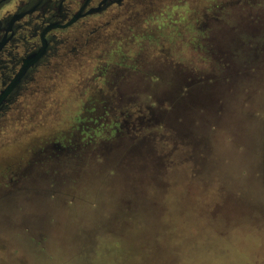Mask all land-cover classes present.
Returning <instances> with one entry per match:
<instances>
[{
  "label": "rangeland",
  "instance_id": "1",
  "mask_svg": "<svg viewBox=\"0 0 264 264\" xmlns=\"http://www.w3.org/2000/svg\"><path fill=\"white\" fill-rule=\"evenodd\" d=\"M125 7L1 117L0 264H264V0ZM227 57L240 76L226 78L218 116L190 110L211 142L193 152L157 116L194 89H148L149 72L186 62L212 81ZM143 141L162 158L155 169L133 149Z\"/></svg>",
  "mask_w": 264,
  "mask_h": 264
},
{
  "label": "flooded vegetation",
  "instance_id": "2",
  "mask_svg": "<svg viewBox=\"0 0 264 264\" xmlns=\"http://www.w3.org/2000/svg\"><path fill=\"white\" fill-rule=\"evenodd\" d=\"M128 1L0 0V122L1 117L14 108L13 104H16L25 90L47 88V85L40 88L41 86H32V84L36 83V78L48 76L50 68L54 67L53 62L60 60L62 64L57 63L61 67H66L69 62L74 65V61L85 52L89 43L96 40L94 37H98L97 34L103 28L102 25L106 24L101 22V25H98L95 22L106 18L108 12L112 13L108 15V17L112 16L108 18L109 20L116 17L118 14L114 12L125 7ZM251 22V20L242 19L237 25L240 28L241 25L251 24ZM157 28L163 30L164 27ZM202 35L203 32L199 39H205ZM209 40L214 44L213 48L220 51L222 39L210 37ZM259 40L264 42V38ZM219 54L216 60L225 62L223 52ZM226 60L231 61L227 58ZM175 65L176 68L173 70L158 68L150 71L152 83L148 89H180L185 92L193 88L194 75L208 74L203 71H194L186 62L182 64L177 61ZM230 65L227 66L226 72H229ZM235 65L238 64L235 63ZM63 72L64 69H58L47 78L55 77L57 73ZM166 73H170L175 81L173 83L178 85L160 87L159 84ZM214 76L216 75L213 74L212 77ZM226 78H230L229 73L220 75L219 78L216 76L212 81L197 79V83L225 82ZM198 109L202 111L203 120L209 117L214 118L220 112L217 110V114H211L203 108Z\"/></svg>",
  "mask_w": 264,
  "mask_h": 264
},
{
  "label": "water",
  "instance_id": "3",
  "mask_svg": "<svg viewBox=\"0 0 264 264\" xmlns=\"http://www.w3.org/2000/svg\"><path fill=\"white\" fill-rule=\"evenodd\" d=\"M37 56L38 55H36V57ZM225 90L226 89H194L187 99L180 98L178 101H176V103L173 105L172 111L168 113L160 112L157 117H166L167 119L169 118V124L174 131L173 138L179 140L184 145L187 144L191 146L193 152L197 151L195 149H198L201 146L205 150L210 151L209 145L211 144V142L209 140L210 135L208 133V130L207 132L199 131L194 126V122H192V120H194V114H191L190 110L196 107L203 108L207 113H216L217 110H223V105L219 102V100L222 99ZM184 114L187 115L184 116ZM175 139L174 141H176ZM133 149H146L147 151L143 153V156H146L149 160L153 161V167L151 168L155 169L159 166L157 164V159L162 158L161 156H156L155 146L150 148L148 147V143L146 141H143V143L141 142L139 146L134 147ZM129 154L131 153L129 152Z\"/></svg>",
  "mask_w": 264,
  "mask_h": 264
},
{
  "label": "crops",
  "instance_id": "4",
  "mask_svg": "<svg viewBox=\"0 0 264 264\" xmlns=\"http://www.w3.org/2000/svg\"><path fill=\"white\" fill-rule=\"evenodd\" d=\"M257 48L258 47L255 46L254 49H251V45L248 48V50H253L252 53L255 56L254 58H258V57H256V56H258ZM242 49L245 50L246 49V45L243 46ZM227 59H228V57H227ZM230 64L231 65L229 67V72L228 73L230 75V78H232L231 81H233L234 78H237L238 76H240L241 68H240L239 65H235V63L232 62V60L230 61ZM231 81H229V82L226 81L225 84H222V82L217 81L215 83L208 84V86H207L206 84H198L196 80H193V85H196V88L193 87L192 89H203V88H207V89H229L232 86V85H230ZM233 82H235V81H233Z\"/></svg>",
  "mask_w": 264,
  "mask_h": 264
}]
</instances>
